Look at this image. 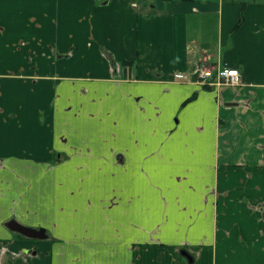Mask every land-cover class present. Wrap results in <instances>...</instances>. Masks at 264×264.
Here are the masks:
<instances>
[{"label":"crops","instance_id":"1","mask_svg":"<svg viewBox=\"0 0 264 264\" xmlns=\"http://www.w3.org/2000/svg\"><path fill=\"white\" fill-rule=\"evenodd\" d=\"M0 264H264V4L0 0Z\"/></svg>","mask_w":264,"mask_h":264},{"label":"built area","instance_id":"2","mask_svg":"<svg viewBox=\"0 0 264 264\" xmlns=\"http://www.w3.org/2000/svg\"><path fill=\"white\" fill-rule=\"evenodd\" d=\"M199 73L201 78L216 79L217 83L223 85H235L239 82V72L236 68L208 65L201 68Z\"/></svg>","mask_w":264,"mask_h":264},{"label":"water","instance_id":"3","mask_svg":"<svg viewBox=\"0 0 264 264\" xmlns=\"http://www.w3.org/2000/svg\"><path fill=\"white\" fill-rule=\"evenodd\" d=\"M106 3V2H104ZM5 226L7 228H9L10 230L19 233L25 237H29V238H36V239H41V238H45L47 237L45 229L44 228H32V227H27L24 226L22 224H20L19 222H17L16 220L12 219L9 220L5 223ZM182 254L187 257V259L190 261L191 257L185 252L182 251Z\"/></svg>","mask_w":264,"mask_h":264},{"label":"rangeland","instance_id":"4","mask_svg":"<svg viewBox=\"0 0 264 264\" xmlns=\"http://www.w3.org/2000/svg\"><path fill=\"white\" fill-rule=\"evenodd\" d=\"M239 2H245L246 4L247 3H257V4H264V0H238Z\"/></svg>","mask_w":264,"mask_h":264}]
</instances>
